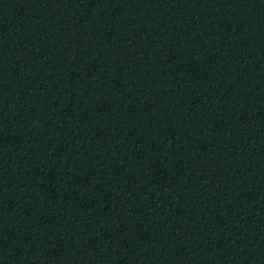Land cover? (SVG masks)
Listing matches in <instances>:
<instances>
[{
  "label": "trees",
  "instance_id": "obj_1",
  "mask_svg": "<svg viewBox=\"0 0 264 264\" xmlns=\"http://www.w3.org/2000/svg\"><path fill=\"white\" fill-rule=\"evenodd\" d=\"M0 264H264V0H0Z\"/></svg>",
  "mask_w": 264,
  "mask_h": 264
}]
</instances>
